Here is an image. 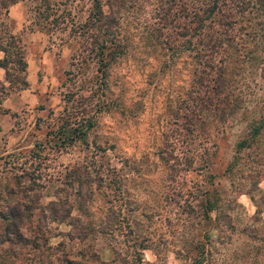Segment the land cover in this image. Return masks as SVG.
I'll return each mask as SVG.
<instances>
[{
  "label": "rangeland",
  "instance_id": "1",
  "mask_svg": "<svg viewBox=\"0 0 264 264\" xmlns=\"http://www.w3.org/2000/svg\"><path fill=\"white\" fill-rule=\"evenodd\" d=\"M49 2L47 15L42 13V0H17L7 11L0 4V33L7 35L3 31L10 26L7 31L16 36L6 55L10 86L23 72L27 80L24 87H8L5 70L0 71L5 83L0 92L1 211H6L7 189L18 175L20 183L35 182L28 190L46 203L56 193L75 196L77 182L65 177L69 167L89 163L99 157L98 151L104 158L122 155L128 158L125 190L119 195L106 187L104 197L121 215L125 212V218L106 241L127 257V264H264L261 67L246 66L236 75L238 84H248L240 110L218 129L210 125L200 132L207 139L203 143L176 133L170 148L177 156L166 162L155 153L162 140L159 114L168 93L187 85L184 58L163 69L160 61L166 57L147 51L135 33L127 53L114 59L109 53L101 59L89 48L86 36L75 27L70 30L73 20L87 16L91 0ZM64 13L73 20L61 22V28L54 22L63 21ZM20 48L25 60H36L30 74L19 67ZM3 54L0 50V58ZM123 106L127 109L121 110ZM252 123L262 124L259 132L252 131ZM62 125L69 130L85 127V138L63 145L58 136ZM241 140L245 145L238 148ZM193 149L208 161L186 169L185 156ZM169 163L179 168L172 177ZM97 205L103 207L102 200L93 202L94 215ZM209 205L212 209L207 210ZM144 210L147 214H142ZM49 223L62 231L69 227L64 221ZM61 238L56 235L51 241ZM100 252L105 259L113 257L109 247Z\"/></svg>",
  "mask_w": 264,
  "mask_h": 264
},
{
  "label": "trees",
  "instance_id": "2",
  "mask_svg": "<svg viewBox=\"0 0 264 264\" xmlns=\"http://www.w3.org/2000/svg\"><path fill=\"white\" fill-rule=\"evenodd\" d=\"M16 1L2 0L0 4L7 11L8 5ZM42 2V13L47 15L51 3ZM70 19L73 20L70 13L67 16L64 13L63 21L54 23L63 28L61 22ZM73 27L88 38L89 48L101 59L109 53L113 59L127 53L129 47H133L131 40L135 33L140 34L147 51L166 57L160 61L163 69H170L176 60L184 58L189 72L187 85L168 93L159 114L162 140L155 153L166 162L177 156L170 148L176 133L194 136L193 143H197L198 138L203 143L207 139L200 132L210 125L218 129L219 123L240 110L248 84L236 82L238 72L246 70V66L259 65L264 74V0H91L87 16L73 20L70 30ZM7 30L3 31L7 35L0 33V50L5 54L0 58V67L5 70L4 81L9 87L13 81L8 77L6 55L16 36ZM17 60L24 71L26 60L22 48ZM13 78L15 87L27 85L24 72L19 79ZM4 88L5 83L0 80V92ZM115 106L113 103L111 107ZM250 125L254 133L262 126L261 123ZM58 136L65 145L75 137L84 139L86 129L76 126L69 130L62 125ZM34 144L39 145V142ZM237 145L241 148L245 140ZM30 150L31 154L37 153L35 147ZM98 154L99 157L90 158L89 163L75 164L65 171L66 178L77 182L75 196L71 198L56 193L49 201L41 203L37 194L28 190L35 182L25 185L20 183L22 175L15 177V184L7 189L6 211L0 209V245L3 246L0 264H127V257L106 241L110 240V234L121 229L125 212L121 215L104 196L108 193L106 187L119 195L124 192L128 158L122 155L104 158L99 151ZM200 161L204 165L208 158L193 149L192 155L185 156V167L190 168ZM168 165V174L172 177L179 168L176 163ZM7 185L6 182L3 186ZM9 196L14 198L8 200ZM95 200H102L103 207L97 205L94 215L91 209ZM36 206L38 213H35ZM142 214L147 212L144 210ZM53 221H64L69 227L62 231L50 226L49 222ZM60 234L62 238L53 243L52 237ZM100 240L102 244L98 247ZM104 247L112 249L111 259L102 257L100 251Z\"/></svg>",
  "mask_w": 264,
  "mask_h": 264
},
{
  "label": "crops",
  "instance_id": "3",
  "mask_svg": "<svg viewBox=\"0 0 264 264\" xmlns=\"http://www.w3.org/2000/svg\"><path fill=\"white\" fill-rule=\"evenodd\" d=\"M8 14H10L9 11H8ZM33 60L31 61L29 58L26 57V70L28 71L29 74H30V72H32L31 65L34 66V63L33 62H36L35 59H33ZM2 70H4V69L2 67H0L1 74H3V71Z\"/></svg>",
  "mask_w": 264,
  "mask_h": 264
}]
</instances>
